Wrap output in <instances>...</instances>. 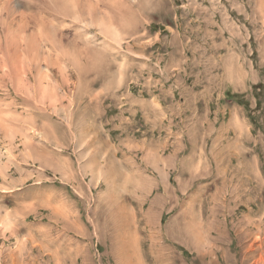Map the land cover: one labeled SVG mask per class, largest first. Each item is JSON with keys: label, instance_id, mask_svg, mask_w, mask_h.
<instances>
[{"label": "rangeland", "instance_id": "374dc122", "mask_svg": "<svg viewBox=\"0 0 264 264\" xmlns=\"http://www.w3.org/2000/svg\"><path fill=\"white\" fill-rule=\"evenodd\" d=\"M0 264H264V0H0Z\"/></svg>", "mask_w": 264, "mask_h": 264}, {"label": "crops", "instance_id": "0c3cea01", "mask_svg": "<svg viewBox=\"0 0 264 264\" xmlns=\"http://www.w3.org/2000/svg\"><path fill=\"white\" fill-rule=\"evenodd\" d=\"M189 88H193L192 86H189ZM232 92V91H231ZM234 93V92H233ZM161 94H163L161 92ZM147 100H151V102L153 103V106L155 108L154 112H155V115L154 117L150 118L152 120V126L155 127L157 126L158 124L161 125L164 117L166 116V111H165V108H163V97H152L151 99L149 98H145ZM124 106H127L124 108V111H129L128 109V102H124L123 106H121V108H123ZM132 109V107H131ZM140 111H142V109H139ZM123 113V111H121ZM147 114V115H145ZM143 115H145L147 118L149 117V112H143ZM123 117H124V114H123ZM151 129V128H150ZM174 142V141H173ZM171 143L174 144V143ZM174 149H178L177 147H175ZM175 153H177L176 151H174ZM179 152V150H178ZM253 160H254V163H258V157L256 155L253 156Z\"/></svg>", "mask_w": 264, "mask_h": 264}, {"label": "trees", "instance_id": "16d2710c", "mask_svg": "<svg viewBox=\"0 0 264 264\" xmlns=\"http://www.w3.org/2000/svg\"><path fill=\"white\" fill-rule=\"evenodd\" d=\"M255 88H256V89H257V88H258V89L261 88V84L256 85ZM228 95H231V92H230V91H228ZM235 96H236V94H233V93H232V96H231V97L235 98ZM242 96L244 97V94H242ZM242 103L245 104V106L247 107V109L250 108V107H249V102H248L247 100H243Z\"/></svg>", "mask_w": 264, "mask_h": 264}, {"label": "bare ground", "instance_id": "6f19581e", "mask_svg": "<svg viewBox=\"0 0 264 264\" xmlns=\"http://www.w3.org/2000/svg\"><path fill=\"white\" fill-rule=\"evenodd\" d=\"M1 2H2V1H1ZM17 18H18V17H17ZM13 25H14V24H13ZM14 28H15V27H14ZM12 38H13V37H12ZM13 40H14V38H13ZM31 40H32V39H31ZM11 41H12V40H11ZM33 48L35 49V45L33 46ZM34 49H33V50H34ZM34 51H35V50H34Z\"/></svg>", "mask_w": 264, "mask_h": 264}]
</instances>
